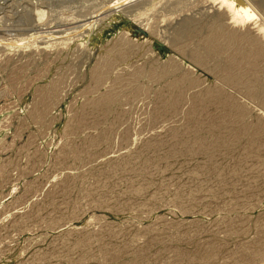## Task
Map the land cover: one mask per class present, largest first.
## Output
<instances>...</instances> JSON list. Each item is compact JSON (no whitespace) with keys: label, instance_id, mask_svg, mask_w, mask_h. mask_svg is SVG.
Wrapping results in <instances>:
<instances>
[{"label":"rangeland","instance_id":"obj_1","mask_svg":"<svg viewBox=\"0 0 264 264\" xmlns=\"http://www.w3.org/2000/svg\"><path fill=\"white\" fill-rule=\"evenodd\" d=\"M244 1L0 0V264H264Z\"/></svg>","mask_w":264,"mask_h":264},{"label":"bare ground","instance_id":"obj_2","mask_svg":"<svg viewBox=\"0 0 264 264\" xmlns=\"http://www.w3.org/2000/svg\"><path fill=\"white\" fill-rule=\"evenodd\" d=\"M237 4H239L237 7L239 9V12L256 20H259V15L262 16L258 11L254 10L246 1L244 0H233ZM244 1V2H243ZM38 16H41L42 14L40 12H37ZM259 14V15H257ZM263 17V16H262ZM261 19V18H260ZM263 22V21H262ZM264 26V23L262 24ZM219 106V105H218ZM240 118V117H239ZM243 134V133H242Z\"/></svg>","mask_w":264,"mask_h":264}]
</instances>
